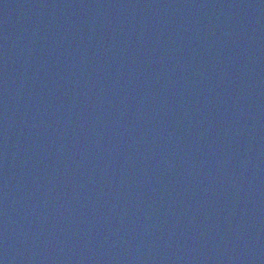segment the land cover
Returning a JSON list of instances; mask_svg holds the SVG:
<instances>
[{"label": "water", "instance_id": "water-1", "mask_svg": "<svg viewBox=\"0 0 264 264\" xmlns=\"http://www.w3.org/2000/svg\"><path fill=\"white\" fill-rule=\"evenodd\" d=\"M0 264H264V0H0Z\"/></svg>", "mask_w": 264, "mask_h": 264}]
</instances>
